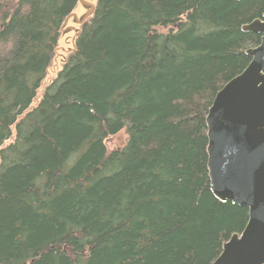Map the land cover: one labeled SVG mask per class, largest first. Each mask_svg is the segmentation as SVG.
Segmentation results:
<instances>
[{"label": "trees", "instance_id": "1", "mask_svg": "<svg viewBox=\"0 0 264 264\" xmlns=\"http://www.w3.org/2000/svg\"><path fill=\"white\" fill-rule=\"evenodd\" d=\"M79 5L0 0V264H210L248 208L211 191L205 117L264 0Z\"/></svg>", "mask_w": 264, "mask_h": 264}, {"label": "water", "instance_id": "2", "mask_svg": "<svg viewBox=\"0 0 264 264\" xmlns=\"http://www.w3.org/2000/svg\"><path fill=\"white\" fill-rule=\"evenodd\" d=\"M79 1L86 11L73 14L77 24L94 11L93 3ZM241 29L260 34V42L245 50L247 66L217 91L205 123L211 191L247 206L248 220L210 264H264V12Z\"/></svg>", "mask_w": 264, "mask_h": 264}, {"label": "rangeland", "instance_id": "3", "mask_svg": "<svg viewBox=\"0 0 264 264\" xmlns=\"http://www.w3.org/2000/svg\"><path fill=\"white\" fill-rule=\"evenodd\" d=\"M86 1L91 2L93 4L95 3V0H86ZM82 12H83V8H82V5L80 3V5L75 10V13H77V15H80V13H82ZM167 28L168 27H159L158 30L166 31ZM125 141H126V132L124 129H122L119 132H117L116 134L107 138V140H106L107 149L111 150V149H115L117 147H121L125 143Z\"/></svg>", "mask_w": 264, "mask_h": 264}, {"label": "flooded vegetation", "instance_id": "4", "mask_svg": "<svg viewBox=\"0 0 264 264\" xmlns=\"http://www.w3.org/2000/svg\"><path fill=\"white\" fill-rule=\"evenodd\" d=\"M85 12V11H84Z\"/></svg>", "mask_w": 264, "mask_h": 264}]
</instances>
